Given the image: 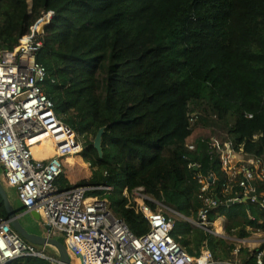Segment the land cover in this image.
<instances>
[{"label":"trees","instance_id":"1","mask_svg":"<svg viewBox=\"0 0 264 264\" xmlns=\"http://www.w3.org/2000/svg\"><path fill=\"white\" fill-rule=\"evenodd\" d=\"M47 12L36 55L45 69L41 88L56 118L84 138L82 155L93 169L77 184L63 173L59 190L110 187L87 197L104 199L140 237L149 225L131 196L141 189L152 210L159 204L174 213L171 237L188 255L207 249L216 260L254 264L256 251L241 248L235 257L229 239L263 229L264 213L249 202L227 205L229 179L209 142L215 137L264 163V0H0V51H12ZM102 128L99 157L92 144ZM199 177L212 179L206 191ZM255 187L264 198V186ZM207 200L217 207L208 209ZM200 209L208 231L190 222ZM218 217L225 238L209 232ZM8 264L55 263L26 257Z\"/></svg>","mask_w":264,"mask_h":264},{"label":"built area","instance_id":"2","mask_svg":"<svg viewBox=\"0 0 264 264\" xmlns=\"http://www.w3.org/2000/svg\"><path fill=\"white\" fill-rule=\"evenodd\" d=\"M51 17V12L43 14L12 51H0L2 182L16 191L25 214L37 213L49 228V236L56 232L59 240L69 243L71 264H242L240 260H216L207 249L198 257L188 255L171 237L174 213L159 204L158 210H152L145 204L149 198L141 189L136 190L134 203L148 222L149 231L140 237L110 213L104 199L87 197L90 191L108 192L110 187L59 190L56 181L64 173L66 160L79 152L80 145L76 134L56 118L53 103L41 88L45 69L36 62L42 47L43 34L39 33L41 25H48ZM43 140L51 142L54 154L37 160L31 149ZM209 148L218 154L222 171L229 179L223 186V192L232 196L228 202L256 204L264 213V198L257 197L255 187L256 182L264 186L263 161L236 152L230 143H220L215 138H211ZM198 182L202 191L208 189L209 179L199 177ZM206 204L208 209L217 207L213 200ZM206 213V209H200L198 220L190 222L208 231ZM259 223L264 224V220ZM256 232L264 235V228ZM251 242L259 247L254 264H264V236ZM231 254L236 255L235 250ZM26 257L60 264L58 259L25 242L8 220L0 221V264Z\"/></svg>","mask_w":264,"mask_h":264},{"label":"water","instance_id":"3","mask_svg":"<svg viewBox=\"0 0 264 264\" xmlns=\"http://www.w3.org/2000/svg\"><path fill=\"white\" fill-rule=\"evenodd\" d=\"M45 25H41L40 27V35L44 32ZM104 132V129H100L98 133L96 134L92 147L93 149L98 153V156L101 157V138L102 134ZM209 182H212V179H209ZM0 198L2 199L4 210L7 215V220L10 222V225L12 229L28 244L34 246V247H40V248H51L58 257V262L60 264H71L70 254L68 251V248L66 244L59 240L52 238L47 233L49 231V228L47 226H44L45 235H37L34 233L29 232L25 229V227L22 225L20 218L25 214L24 208L23 211H19L17 209H14L12 204L10 203V199L6 193L5 187L3 186L1 180H0ZM236 202H228L227 205H237ZM35 221H40V216L35 212L28 213Z\"/></svg>","mask_w":264,"mask_h":264},{"label":"rangeland","instance_id":"4","mask_svg":"<svg viewBox=\"0 0 264 264\" xmlns=\"http://www.w3.org/2000/svg\"><path fill=\"white\" fill-rule=\"evenodd\" d=\"M213 138H215V137H213ZM76 143H78L80 145V150L76 155H74L72 157L70 156L72 162L69 161V159L66 160V164L64 166V173L69 177V179H71V181H74L76 183H82L83 181H86L91 176L93 169L90 167L89 163H87V160L84 159L83 155H82V151L85 148L84 138L76 135ZM0 180L3 181L2 180V171L0 172ZM136 193H137V191L134 192L133 198L137 195ZM163 212H161V213L163 214ZM26 215H28L27 216L28 226L29 227L31 226L32 228H33V226L40 227L41 229H43V231H41L40 233L41 234L44 233V235H45L46 233L44 230V226H45L44 223L40 224V222L39 223L36 222L29 214H26ZM224 223H225V219L223 217L216 218V220L212 223V229H213L212 232L214 233V235L225 238L224 231H223ZM247 230L250 233V237L248 239L240 240V241H237L234 239H229L231 242H236V248H235L236 255L233 254L235 257L238 254V250L241 248H247L253 252H255L259 248L257 243H252L251 241H256L259 238L263 237L264 235L257 233L256 232L257 230L251 229L249 227H247ZM253 231H255V232H253ZM45 251H52V249L51 248H45ZM235 260H239V258H236Z\"/></svg>","mask_w":264,"mask_h":264},{"label":"crops","instance_id":"5","mask_svg":"<svg viewBox=\"0 0 264 264\" xmlns=\"http://www.w3.org/2000/svg\"><path fill=\"white\" fill-rule=\"evenodd\" d=\"M44 154H45V150L44 151H42L41 152V156H38V157H34L33 156V154H32V156L35 158V159H37V160H44V159H47V158H49L50 156H52V155H50V156H44ZM71 162H72V160H71ZM2 171V170H1ZM90 178V177H89ZM88 178V179H89ZM87 179V180H88ZM69 181H70V184H74V183H76V182H74V181H71V179H69ZM77 184V183H76ZM73 188V187H72ZM9 191H10V195H11V198H12V200L14 201V204H15V206H16V208H17V210H19V211H23L22 209H23V206L21 205V203H20V201L17 199V196H16V191L14 190V189H11V188H9ZM126 194V193H125ZM133 194H134V192H133ZM133 194H132V196H131V199L134 201V198H133ZM10 199V198H9ZM11 201V200H10ZM27 216L28 215H26V214H23V216L20 218V221H21V223H22V225L25 227V229L26 230H28L29 232H31V233H34V234H37V235H41V236H44V233H40L41 231H43V229H41L40 227H38V226H33V228L30 226H28V219H27ZM36 222H40V224H42L43 222H42V219H40V221H36ZM37 223V224H38ZM40 250L41 251H43L44 253H46L45 252V248H40Z\"/></svg>","mask_w":264,"mask_h":264},{"label":"bare ground","instance_id":"6","mask_svg":"<svg viewBox=\"0 0 264 264\" xmlns=\"http://www.w3.org/2000/svg\"><path fill=\"white\" fill-rule=\"evenodd\" d=\"M45 150V154L44 156H50L52 154H54V150H53V146L51 144V142L49 140H43L40 143H38L37 145H35L34 147H32L31 151L34 157H38L41 156V152ZM69 161H71V157H68ZM67 159V160H68ZM220 226V225H219ZM220 229V228H219ZM222 231V230H221ZM56 233L53 232L51 234V237L54 238L52 235ZM217 233V232H216ZM68 242V241H67ZM67 244V243H66ZM69 244V243H68ZM67 244V246H68Z\"/></svg>","mask_w":264,"mask_h":264},{"label":"clouds","instance_id":"7","mask_svg":"<svg viewBox=\"0 0 264 264\" xmlns=\"http://www.w3.org/2000/svg\"><path fill=\"white\" fill-rule=\"evenodd\" d=\"M241 204H243V203H241ZM259 230V229H258ZM212 234H214L213 232H212Z\"/></svg>","mask_w":264,"mask_h":264}]
</instances>
